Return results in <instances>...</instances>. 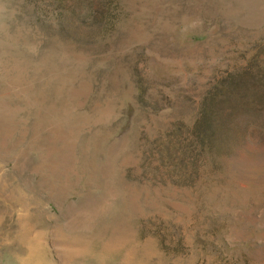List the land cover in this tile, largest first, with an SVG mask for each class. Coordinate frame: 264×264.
Listing matches in <instances>:
<instances>
[{"label": "rangeland", "instance_id": "obj_1", "mask_svg": "<svg viewBox=\"0 0 264 264\" xmlns=\"http://www.w3.org/2000/svg\"><path fill=\"white\" fill-rule=\"evenodd\" d=\"M0 264H264V0H0Z\"/></svg>", "mask_w": 264, "mask_h": 264}]
</instances>
